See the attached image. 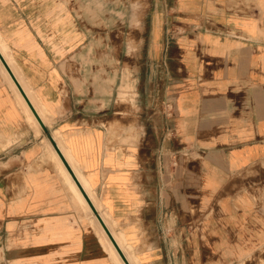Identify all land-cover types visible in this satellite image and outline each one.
Instances as JSON below:
<instances>
[{"label": "crops", "instance_id": "obj_1", "mask_svg": "<svg viewBox=\"0 0 264 264\" xmlns=\"http://www.w3.org/2000/svg\"><path fill=\"white\" fill-rule=\"evenodd\" d=\"M56 2L0 0V37L43 122L0 74V263L26 248L38 258L23 264H109L56 145L142 264L264 263V0H141L165 76L160 100L158 68L145 75L148 118L95 96Z\"/></svg>", "mask_w": 264, "mask_h": 264}, {"label": "rangeland", "instance_id": "obj_2", "mask_svg": "<svg viewBox=\"0 0 264 264\" xmlns=\"http://www.w3.org/2000/svg\"><path fill=\"white\" fill-rule=\"evenodd\" d=\"M56 3L62 6V10L72 11L78 30V52L83 53L77 60V67L79 70L88 69V79L93 83L95 96H99L102 89L104 93L109 89L110 106L115 114L121 111L128 116L140 111L144 118H148L151 113L148 108L150 101L145 91L148 92L150 88L149 83L144 81L145 75L152 67L158 68V85L155 89L160 100L165 89V76L160 72V65L154 63L152 66L150 58L153 53L148 42L149 31L144 26V5L141 0H57ZM158 104V115H165L161 101ZM185 158L194 160L198 156L195 154ZM179 164L180 157H174L172 166ZM26 255L27 249L24 248L19 252L16 264L30 263L38 258L37 252H31L30 257ZM106 258L109 264H114L108 254Z\"/></svg>", "mask_w": 264, "mask_h": 264}, {"label": "bare ground", "instance_id": "obj_3", "mask_svg": "<svg viewBox=\"0 0 264 264\" xmlns=\"http://www.w3.org/2000/svg\"><path fill=\"white\" fill-rule=\"evenodd\" d=\"M0 52L3 55V57L5 58V60L7 61L8 65L10 66V68L12 69V71L15 74L16 78L18 79V81L20 82L22 87L24 88L25 92L27 93V95L31 99L32 103L36 107V104L34 103L33 98L31 96V93L29 92V89L27 88L23 78L21 77V75L19 73V70H18V68H17V66L15 64V61L8 54V47H7L6 44H4V42L1 39V37H0ZM0 74L5 79V81L8 83V85L11 87V89H12V91H13L16 99H17L18 104L20 105V107L23 110V112L27 115V118L29 120H31L30 122L33 123V125L37 128V130H39V124H38V122L36 120V117H35L34 113L32 112L29 104L27 103L26 99L24 98V96L22 95L21 91L19 90V88H18L17 84L15 83L13 77L9 73L7 67L3 63L1 57H0ZM37 110H38V108H37ZM39 112H41V111L39 110ZM68 176H69V174H68ZM69 179L71 181L72 187L75 189L77 194H79L81 199H83V201L86 203L85 205H87V207L92 211V217H91V222L90 223L93 226L94 233H95L97 239L101 242L103 248L108 253V255L110 257V260L114 264H126L125 261L123 260V258L121 257V255L119 254L117 248L113 244L112 240L110 239L109 235L105 231V229H104L103 225L101 224L99 218L97 217V215L95 214V212L93 211V209L91 208L89 203L85 200L83 194L81 193V191L77 187V184L75 183V181H73V179L70 176H69ZM81 181L83 182V179H81ZM84 185L86 187L87 192L90 193V190L86 186L85 181H84ZM99 211H100V209H99ZM102 216H103V218L105 220L104 222H106V225L112 231L115 240L117 241V243L119 244V246L121 247L123 252L125 253L126 257L128 258V260L130 262V264H142L141 260L139 258H137L133 254V248H132L131 245H129L126 242L125 237H123L124 235L114 231L116 223L112 219V217H110V216H108L107 214H104V213H102Z\"/></svg>", "mask_w": 264, "mask_h": 264}, {"label": "water", "instance_id": "obj_4", "mask_svg": "<svg viewBox=\"0 0 264 264\" xmlns=\"http://www.w3.org/2000/svg\"><path fill=\"white\" fill-rule=\"evenodd\" d=\"M0 57L3 61V63L5 64V66L7 67L9 73L11 74V76L13 77L15 83L17 84L19 90L21 91L22 95L24 96V98L26 99L27 103L29 104L32 112L34 113L35 117L38 119V121L43 125L42 119L38 113V111L36 110V108L34 107L33 103L31 102L29 96L27 95V93L25 92L24 88L22 87V85L20 84V82L18 81V79L16 78L15 74L13 73L12 69L10 68V66L8 65L7 61L5 60V58L3 57V55L0 52ZM58 154L60 155L62 161L64 162V164L66 165L67 169L70 171V173L73 176V179L75 180V182L77 183V185L79 186L80 190L83 192V194L85 195L89 205L91 206V208L93 209V211L95 212V214L97 215V217L99 218L101 224L103 225L105 231L107 232V234L109 235L110 239L112 240L113 244L115 245V247L117 248L119 254L121 255V257L123 258V260L125 261L126 264H130L128 258L126 257L125 253L123 252V250L121 249V247L119 246V244L117 243V241L115 240L111 230L109 229V227L106 225V223L104 222L103 218L101 217V215L99 214L97 208L95 207L94 203L92 202V200L89 198V196L86 194L84 187L82 186L81 182L79 181V179L77 178V176L75 175V173L73 172L71 166L69 165V163L67 162L65 156L63 155L61 149L56 145L55 146Z\"/></svg>", "mask_w": 264, "mask_h": 264}]
</instances>
